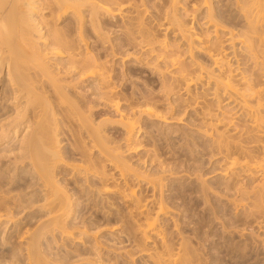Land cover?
<instances>
[{"label": "rangeland", "instance_id": "374dc122", "mask_svg": "<svg viewBox=\"0 0 264 264\" xmlns=\"http://www.w3.org/2000/svg\"><path fill=\"white\" fill-rule=\"evenodd\" d=\"M193 1L196 0H178L176 14L183 23L205 33L204 20H199L205 10H194ZM228 2L219 3L218 11L223 18L234 14L227 8ZM135 3L142 5L141 26L157 39H164L189 72L196 73L199 66H207L203 54L194 49L189 53L186 43L178 40L175 27L165 31L166 21L160 20L161 0H135ZM16 6L15 0H0V20H5L10 9L16 11ZM88 12L84 9L81 16L87 35L92 36L90 45L95 41V46H91L110 69L112 81L123 98L119 97L122 101L117 111L107 107L106 100L97 94V81L88 80L80 84L82 104L96 102L93 120L109 142L113 141V145L116 142L114 146L120 148L125 161L141 177L136 179L135 173H130L125 187L119 181L110 182L115 187H110L112 198L103 201L105 204L77 191L73 198L74 214L65 219V226H46L53 218L51 208L45 205V194L31 160L20 151L26 131L6 139V134L0 131V198H11L15 204L11 213L17 215L12 227L0 225V264H28L26 248L34 234L39 235L40 252L46 264H154V256L162 257L159 264H264V245L251 233L240 235L248 214L233 210L228 204L233 190H229L228 158L221 140L229 120L235 125L244 121L237 113V104L216 92L212 83L206 84L204 76L201 81L195 79L191 90L186 91L171 79V71L159 74L156 67L161 63L156 62V54L140 50L132 41L136 34L130 33L136 32L137 20L101 16L94 37L88 26ZM60 20L59 27L67 32L76 19ZM230 62L235 61L231 58ZM231 68H236L235 63ZM132 101L138 103L133 102L134 106L153 109L158 117L144 115L137 119L135 134L126 142L119 115L129 114ZM35 112H26L25 120L38 121L39 111ZM13 114L12 107L0 104V122L12 119ZM57 121L58 147L64 161L79 159L75 154H82L87 160L85 135H79L68 117H58ZM96 165L101 169L103 164ZM103 172L110 173L107 168ZM234 173L238 176L240 169ZM69 179L71 184L85 185L82 176ZM241 179L236 177L234 189ZM151 182L156 183L153 192ZM130 188L135 197L123 198ZM136 200L146 206L145 214L140 215ZM145 217L154 221L157 229L156 233L146 235L148 238L143 237L140 227Z\"/></svg>", "mask_w": 264, "mask_h": 264}, {"label": "bare ground", "instance_id": "6f19581e", "mask_svg": "<svg viewBox=\"0 0 264 264\" xmlns=\"http://www.w3.org/2000/svg\"><path fill=\"white\" fill-rule=\"evenodd\" d=\"M15 1L18 10L10 9L5 20H0V75H3L0 77V104L14 109L12 119L0 122V131L6 134L4 139L26 131L20 141V151L31 160L32 169L45 194V205L51 208L53 218L46 226H65V219L74 214L73 198L77 191L81 196L97 199L96 203H104L113 194L109 191L114 186L109 185L110 182L119 181L125 187L130 173H135L136 179L141 177L125 161L120 148L114 146L116 142L114 145L113 141L109 142L93 120L96 102L88 106L82 104L80 84L88 80L97 81V94L106 100L107 107L117 111L123 98V93L117 91L112 81L110 69L92 48L95 41L92 40L90 45L92 36L87 35L81 16L84 9H88V26L94 37L101 16L135 19L136 32L130 35L136 36L132 37V41L140 50L156 54V62L161 63L156 67L159 74L171 71V79L186 91L195 79L201 81L204 76L206 84L212 83L216 92L237 104V113L244 121L235 125L229 120L228 130L224 140H221L228 158L229 190H233L228 204L233 210L248 214L240 235L251 233L256 241L264 245V0H229L226 7L234 11V16L230 18L219 14L221 0L193 1L191 6H195L194 10H205L203 18L199 19L204 20L205 33L194 30L192 22L187 25L181 21L176 14L178 0H161L163 11L160 20L166 21L165 31L175 27L174 35L180 42L186 43L188 52L197 50L207 59V66H199L196 73L189 72L181 64L179 54L164 39H157L153 32L141 26L142 5L137 6L135 0ZM65 17L76 19L67 32L59 27L60 19ZM225 46L231 49V56ZM230 57L235 62L231 63ZM233 63L235 69L231 68ZM127 99L124 101L127 102ZM136 101L129 105L128 115H119L126 142L135 134L137 119L144 115L158 117L153 109L134 106ZM35 110L39 111L36 116L38 121L25 120L26 112L36 113ZM58 117H68L79 135H85L87 160L82 154H75L79 159L64 161L56 134ZM98 160L103 164L101 169L97 168L96 164H101ZM102 167L110 173H104ZM236 169H240L238 176L234 173ZM75 176L84 178V187L68 182ZM236 177L242 179L234 189ZM62 179L64 182L59 183L58 180ZM149 184L152 192L155 191L156 183ZM129 191L123 198L135 197L131 188ZM136 201L140 215L145 214L143 209L146 206ZM13 206L11 198H0V225H15L13 220L17 215L11 213ZM142 224L144 238L157 232L151 219L145 217ZM42 254L39 235L34 234L27 243L28 264H46ZM161 259V256L152 257L154 264L161 263Z\"/></svg>", "mask_w": 264, "mask_h": 264}]
</instances>
